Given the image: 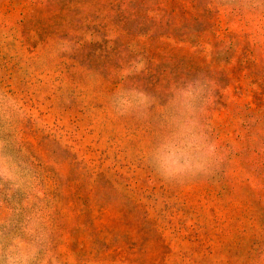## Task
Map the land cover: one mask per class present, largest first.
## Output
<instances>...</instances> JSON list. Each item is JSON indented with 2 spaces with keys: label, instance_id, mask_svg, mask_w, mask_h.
<instances>
[{
  "label": "rangeland",
  "instance_id": "obj_1",
  "mask_svg": "<svg viewBox=\"0 0 264 264\" xmlns=\"http://www.w3.org/2000/svg\"><path fill=\"white\" fill-rule=\"evenodd\" d=\"M197 77L222 161L167 182L146 160L158 109ZM122 87L153 115L117 116ZM2 97L18 112L0 103V155L24 184L0 178V221L43 205L48 264H264V0H0Z\"/></svg>",
  "mask_w": 264,
  "mask_h": 264
},
{
  "label": "clouds",
  "instance_id": "obj_2",
  "mask_svg": "<svg viewBox=\"0 0 264 264\" xmlns=\"http://www.w3.org/2000/svg\"><path fill=\"white\" fill-rule=\"evenodd\" d=\"M212 81L197 77L173 84L167 104L158 109L159 124L156 140L146 152V160L164 181L180 182L198 175L210 174L222 157L219 145L202 122ZM6 121L18 112L10 97L0 98ZM110 107L117 116L150 118L157 99L136 87H122L110 98ZM2 150V146H0ZM0 178L12 191L23 186L24 180L16 163L0 155ZM23 219L18 222V217ZM0 232V264H48L49 218L43 205L23 214L19 207L9 208Z\"/></svg>",
  "mask_w": 264,
  "mask_h": 264
}]
</instances>
